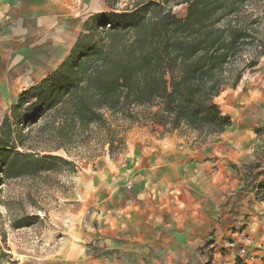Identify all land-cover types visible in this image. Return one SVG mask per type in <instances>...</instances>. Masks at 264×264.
<instances>
[{
    "label": "trees",
    "instance_id": "1",
    "mask_svg": "<svg viewBox=\"0 0 264 264\" xmlns=\"http://www.w3.org/2000/svg\"><path fill=\"white\" fill-rule=\"evenodd\" d=\"M106 2L110 9L85 21L57 68L24 90L5 114L0 202L9 180L71 169L73 162L55 153L60 149L70 152L95 138L110 154L124 146L108 114L151 122L163 134L193 132L202 141L231 124L216 97L238 85L243 68L237 62L247 52L245 68L257 66L264 54V0H131L123 9L117 8L120 0ZM181 4H187L184 16L173 10ZM260 123L264 134V119ZM263 163L264 149L245 160L242 190L264 174ZM37 219L24 213L12 225ZM236 264L255 263L238 255Z\"/></svg>",
    "mask_w": 264,
    "mask_h": 264
},
{
    "label": "crops",
    "instance_id": "2",
    "mask_svg": "<svg viewBox=\"0 0 264 264\" xmlns=\"http://www.w3.org/2000/svg\"><path fill=\"white\" fill-rule=\"evenodd\" d=\"M106 6V0H0V16L15 18L12 26H3L0 20V124L19 95L56 69L69 54L85 21L105 11ZM246 108L242 112L228 105L223 108L231 124L197 148L186 147L172 136L139 138L136 154L127 158L126 167L119 174L104 176L95 206L93 201L88 203L86 228L92 230L89 219H96L100 227L95 237H103L101 243L110 249L125 252L127 264L187 263L189 250L183 248L195 231L208 234L215 228L216 238H222L232 233L237 223L245 226L233 232L235 243L241 241L252 248L261 245L264 238L258 242L254 234L264 231V215L261 220L257 215L264 213V201L252 204L250 212L234 213L233 221L225 225L238 200L224 206L227 200L215 197L228 187L231 167L225 174L222 168L239 163L245 154L249 155L243 162L254 159L255 151L264 147L255 142L260 124ZM246 215L247 220L242 221ZM144 241L152 245L148 256L144 253L150 250L143 249ZM162 256L167 259L162 260ZM261 256H245V261L262 264ZM232 257L227 254L214 259H219V264H234ZM116 260L107 264H119Z\"/></svg>",
    "mask_w": 264,
    "mask_h": 264
},
{
    "label": "rangeland",
    "instance_id": "3",
    "mask_svg": "<svg viewBox=\"0 0 264 264\" xmlns=\"http://www.w3.org/2000/svg\"><path fill=\"white\" fill-rule=\"evenodd\" d=\"M130 1L120 0L117 8H125ZM106 5V10H109L110 6L107 2ZM173 10L179 16H184L187 4L178 5ZM0 20L3 26H12L15 22V18L9 14L1 15ZM261 29L264 32V24ZM251 54L252 52H247L237 62V68H243V75L238 85L228 86L216 97V101L224 110L228 105L234 108V111L242 112L248 106L246 109L253 121L261 124L260 121L264 119V106H261V102L264 101V54L259 57L257 66L245 68ZM108 118L117 135L124 139V146L119 149L115 148L112 154L109 153L108 145L103 144L99 138H95L89 145L72 147L70 152L64 149L55 152L68 157L73 162L74 166L71 169L13 179L2 185L0 264H14V261L17 264H107L115 258L118 259L117 263L127 264L125 252H121L119 248L110 249L101 243L103 237L99 235L95 237V232H99L100 227L96 219H89L88 225L94 227L92 230L89 227L86 228L85 214L88 212V203L93 201L92 205L95 206L94 202H97L95 196L100 193L102 182L106 180L104 176L119 174L126 167L127 158L136 154V142L139 138L161 139L165 136H172L177 138L182 145L191 148H197L214 138L202 141L193 132L174 131L163 134L162 129L155 127L151 122H132L121 115L108 114ZM255 133L256 144L264 145V134L260 130V125L256 126ZM99 134V136L104 135L102 130H99ZM261 149L263 150L264 147ZM248 155H242L239 163H229L226 168H222L225 174V169L229 170L231 167L227 174L228 187L215 197L225 202L229 197L238 194L236 198L238 202L233 205L225 225L233 221L234 213L245 214L251 211L252 204L264 201V174L248 189L242 190L245 183L242 160ZM24 213L37 214L38 219L28 226L13 227V219ZM257 215H260L261 220L264 213L259 211ZM245 219L247 220V215L242 221ZM217 221L220 222V226L223 225L219 218ZM189 223L192 224L193 221L190 219ZM194 224H196L195 221ZM243 224L237 223L232 233H225L222 238H216L215 228L208 234L195 231L191 242L188 241L185 243L186 247L183 246V249L189 250V261L179 264H208V262L219 264V259H214V257L220 258L221 255L227 254L233 256L232 261L236 264L238 255L242 258L248 256L250 259L261 256L260 254H264L262 252L264 242L253 248L243 246L241 241L235 243L237 236L234 237L233 232L241 231L245 226ZM84 230L87 232L90 230L91 233L88 234ZM254 236L256 241L261 242L264 238V231ZM145 242H142L143 249L150 251H145L144 254L148 256L150 252H153L152 245L150 242ZM257 251H260L259 255ZM166 259L167 257L162 256V260Z\"/></svg>",
    "mask_w": 264,
    "mask_h": 264
}]
</instances>
